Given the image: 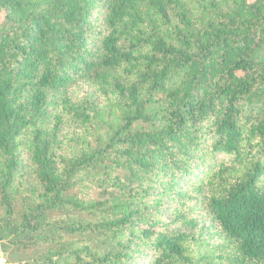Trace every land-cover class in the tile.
<instances>
[{
  "label": "trees",
  "instance_id": "1",
  "mask_svg": "<svg viewBox=\"0 0 264 264\" xmlns=\"http://www.w3.org/2000/svg\"><path fill=\"white\" fill-rule=\"evenodd\" d=\"M0 213L21 264H264V0H0Z\"/></svg>",
  "mask_w": 264,
  "mask_h": 264
},
{
  "label": "rangeland",
  "instance_id": "2",
  "mask_svg": "<svg viewBox=\"0 0 264 264\" xmlns=\"http://www.w3.org/2000/svg\"><path fill=\"white\" fill-rule=\"evenodd\" d=\"M0 217H2L0 213ZM37 255L36 251H24L17 253L11 247L4 245V242L0 241V264H21L24 257H31Z\"/></svg>",
  "mask_w": 264,
  "mask_h": 264
}]
</instances>
